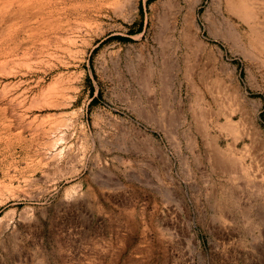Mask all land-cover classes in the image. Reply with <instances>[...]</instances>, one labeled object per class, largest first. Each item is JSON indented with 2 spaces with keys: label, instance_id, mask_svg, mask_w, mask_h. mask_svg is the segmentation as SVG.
Returning <instances> with one entry per match:
<instances>
[{
  "label": "rangeland",
  "instance_id": "1",
  "mask_svg": "<svg viewBox=\"0 0 264 264\" xmlns=\"http://www.w3.org/2000/svg\"><path fill=\"white\" fill-rule=\"evenodd\" d=\"M234 4L0 0V264H264V0Z\"/></svg>",
  "mask_w": 264,
  "mask_h": 264
},
{
  "label": "bare ground",
  "instance_id": "2",
  "mask_svg": "<svg viewBox=\"0 0 264 264\" xmlns=\"http://www.w3.org/2000/svg\"><path fill=\"white\" fill-rule=\"evenodd\" d=\"M182 1V0H181ZM219 1V0H218ZM164 2V1H163ZM168 2V1H167ZM185 2H187V1H185ZM240 2V1H239ZM172 3V2H171ZM189 3V2H188ZM256 3V2H255ZM186 4V3H185ZM131 5V4H130ZM226 9L230 12V13H232V14H234V15H236L237 17H238V19L239 20H241V21H243V22H248L249 20V16H251L250 15V12H248L246 9H239L238 8V6L237 5H235L234 4V0H226ZM216 7H217V5H215ZM237 6V7H236ZM244 7H246L245 5H244ZM255 7V6H254ZM179 10V9H178ZM217 12V11H216ZM219 13V12H218ZM261 13V12H260ZM263 13H264V11H263ZM194 7L193 6H189L187 9H186V11L184 12V15H183V17H182V23H181V25H182V31H183V34L185 33L184 32V29H188V27H190V26H192L193 25V23H194V20H193V17H194ZM255 14V13H254ZM165 17V16H164ZM257 17V16H256ZM262 19H264V18H262ZM251 21V20H250ZM261 21V20H260ZM259 22V21H258ZM219 24V23H218ZM229 24V23H228ZM176 25V24H175ZM197 25V24H196ZM213 25V24H212ZM221 26V25H220ZM229 26V25H228ZM253 26V25H252ZM197 27V26H196ZM210 27V26H209ZM217 27V26H216ZM224 27H225V25H224ZM169 28V27H168ZM257 28V27H256ZM224 29V30H223ZM221 31L220 30H215V32H210L211 33V35H213V37H217V36H219L220 34H221V36L224 38L223 40L225 41H228V42H231L232 44H234V43H236V41H237V39H238V37H237V35H236V32H235V30H233L232 29V27L231 28H229V27H226V28H223ZM253 29V28H252ZM188 31V30H187ZM261 32V31H260ZM189 34V33H188ZM189 39V38H188ZM188 41V40H187ZM193 43V42H192ZM198 44V43H197ZM196 44V45H197ZM160 45V44H159ZM186 46H189V45H186ZM235 46V45H234ZM195 51V50H194ZM197 51V50H196ZM190 52V51H189ZM245 56V55H244ZM164 58V57H163ZM165 60V59H164ZM156 61V60H155ZM164 61H162L161 62V64L163 63ZM165 63V62H164ZM170 64V63H169ZM163 65V64H162ZM171 65V64H170ZM187 65V64H186ZM164 66H167V65H164ZM163 66V67H164ZM188 66V65H187ZM157 67V66H156ZM162 67V68H163ZM166 68H169V67H166ZM166 70V69H165ZM145 72H146V70H144ZM143 71V72H144ZM167 71V70H166ZM184 71V70H183ZM143 72H142V75H143ZM157 72V71H156ZM147 73V72H146ZM158 73V72H157ZM165 73V72H164ZM154 74V73H153ZM163 74V73H162ZM161 74V75H162ZM141 75V77H144V79L143 80H146L147 81V84H148V80H149V77L150 76H152L151 74H150V76L147 74H144V76H142ZM156 75V74H155ZM164 76H166V75H164ZM163 75H162V77H160V76H158V89L160 90V91H165L164 89L166 88V85H165V77H164ZM167 76H169V75H167ZM171 76V75H170ZM155 77V76H154ZM175 77V76H174ZM133 78V77H132ZM152 78V77H151ZM141 80H142V78H140ZM169 79V78H168ZM142 80V81H143ZM157 80V79H156ZM137 81V80H136ZM121 82V81H120ZM144 82V81H143ZM170 83V82H169ZM168 84V83H167ZM144 85V84H143ZM149 85V84H148ZM147 85V86H148ZM146 86V85H145ZM147 86H146V88H147ZM144 87V86H143ZM148 89H149V87H148ZM167 90V89H166ZM147 91V90H146ZM166 92V91H165ZM165 92L163 93V94H165ZM144 93V92H143ZM162 94V95H163ZM161 95V94H160ZM161 95V96H162ZM166 95V94H165ZM173 95V94H172ZM201 95V94H200ZM199 96V95H198ZM163 97H166V96H164L163 95ZM163 97L161 98V99H163ZM167 98V97H166ZM154 99V98H153ZM201 99H202V97H201ZM136 101V100H135ZM163 102V101H162ZM165 102V101H164ZM205 102V101H204ZM153 104V103H152ZM188 106V105H187ZM150 109L152 108V107H149ZM219 108V107H218ZM149 109V111H154V109L153 110H150ZM165 109V108H164ZM202 109V108H201ZM208 109V108H207ZM137 110V109H136ZM211 110V109H210ZM140 111V110H139ZM206 112V111H205ZM176 113H178V112H176ZM175 113V114H176ZM180 113V112H179ZM203 113V112H202ZM138 114H140V113H138ZM149 114H151V113H149ZM142 115V114H141ZM154 115V114H153ZM205 115V114H204ZM207 115V114H206ZM151 116V115H150ZM172 117H174V114L172 115ZM177 117H179L178 116V114H177V116L175 117V118H172V119H174V120H176V118ZM193 117H195V115L194 116H192V118ZM208 117V116H207ZM154 118H156V115H155V117ZM170 118H171V116H170ZM149 119V118H148ZM161 119V118H160ZM164 119V118H163ZM180 119V118H179ZM195 119V118H194ZM197 119V118H196ZM150 120V119H149ZM156 120H158V118H156ZM155 120V121H156ZM173 120V121H174ZM177 120H178V118H177ZM176 120V121H177ZM226 120V119H225ZM225 120H223V122L225 121ZM167 121V120H166ZM165 121V122H166ZM169 121V120H168ZM167 121V122H168ZM201 121V120H200ZM159 122V121H158ZM170 122V121H169ZM218 122V121H217ZM233 122V121H232ZM171 123V122H170ZM200 123V122H199ZM226 123V122H225ZM225 123H223L224 125H225ZM230 123H231V121H230ZM229 124V123H228ZM227 124V125H228ZM234 124V123H233ZM233 124H230V127H231V125L233 126ZM157 125H159V124H157ZM166 125V124H165ZM175 126V125H174ZM174 126H173V128H174ZM229 126V125H228ZM235 126V125H234ZM198 127L199 128H203L202 126H199L198 125ZM224 127V126H223ZM167 128V127H166ZM195 128H197V127H195ZM229 128V127H228ZM172 129V128H171ZM171 129H169V128H167V130H171ZM198 129V128H197ZM199 130V129H198ZM228 130V129H227ZM230 130V129H229ZM165 131V130H164ZM166 132V131H165ZM170 132V131H169ZM172 132V131H171ZM198 132V131H197ZM204 132H205V130H204ZM199 133V132H198ZM199 134H201V135H203V132H202V130H201V132L199 133ZM208 134H209V132H208ZM168 135V134H167ZM166 135V136H167ZM170 135V134H169ZM200 135V136H201ZM209 136H211V135H207L206 134V136H205V140H203V141H205V144L206 145H208L209 147H211L210 149H212V154L210 155V157L212 156L213 158H212V166L213 167H221L222 169L221 170H223V168H224V170L226 171V170H230L231 171V168L233 167V165H231V163H229V161L228 160H230L229 158H228V160H226L227 159V157H229V156H227L226 157V155H225V160H223V157H224V154H223V157L221 156V150L219 149V148H217L216 147V142L214 141V139L212 138V137H209ZM213 136V135H212ZM215 137V136H214ZM216 144V145H215ZM191 145V144H190ZM153 147V146H152ZM219 147V146H218ZM142 149V148H141ZM192 149V148H191ZM207 149V148H206ZM144 150V149H143ZM208 150H209V148H208ZM224 153V152H223ZM231 158V157H230ZM211 160V159H210ZM228 162V166H230L231 165V167L229 168L227 165H226V163ZM209 163V162H208ZM232 163H233V161H232ZM197 166V165H196ZM237 166V165H236ZM235 167V166H234ZM167 168V167H166ZM238 170V168L236 167V168H233V173H234V171L235 170ZM215 170V169H214ZM218 171H220V169H218ZM231 171V172H232ZM223 172V171H222ZM231 172H228V173H231ZM236 172V171H235ZM220 173H221V171H220ZM250 174V173H249ZM251 175V174H250ZM239 176V175H238ZM253 176V175H252ZM256 177V176H255ZM242 183V182H241ZM263 183V182H262ZM233 186V185H232ZM231 186V187H232ZM233 187H235V186H233ZM236 192V191H235ZM211 205V204H210ZM241 210H243V209H241ZM260 213H262V211L260 212ZM260 218H261V216H259Z\"/></svg>",
  "mask_w": 264,
  "mask_h": 264
}]
</instances>
